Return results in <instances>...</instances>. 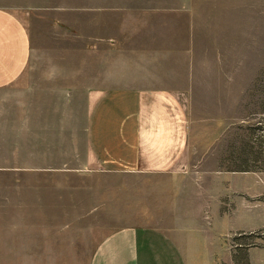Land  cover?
<instances>
[{"label": "rangeland", "instance_id": "obj_1", "mask_svg": "<svg viewBox=\"0 0 264 264\" xmlns=\"http://www.w3.org/2000/svg\"><path fill=\"white\" fill-rule=\"evenodd\" d=\"M0 1L24 21L34 47L24 85L2 93L13 94V115L24 124L16 125L14 169L0 171V264H90L108 235L141 225L164 228L189 264H264V0H194L188 187L182 203L171 190L161 204L152 188L164 180L88 167L82 156L90 62L86 30L70 22H85L86 0L36 9ZM40 87L48 128L41 139L33 124L26 130Z\"/></svg>", "mask_w": 264, "mask_h": 264}, {"label": "crops", "instance_id": "obj_2", "mask_svg": "<svg viewBox=\"0 0 264 264\" xmlns=\"http://www.w3.org/2000/svg\"><path fill=\"white\" fill-rule=\"evenodd\" d=\"M28 1L25 5L34 9L47 4L46 0ZM194 3V0H86L85 22L79 19L70 22L76 29L85 28L86 60L90 62L84 98L86 118L78 123V129L85 135L82 156L86 166L164 180L152 188L160 204L161 195L171 190L173 198L182 203L184 189L188 187L184 179L192 149L193 89L189 62L192 29L196 28L192 20ZM60 9L50 11L60 13ZM79 10L81 6L77 5L75 11ZM33 51L30 30L14 10L0 1V171L14 169L16 125L20 120L24 124V117L16 119L13 115V110L19 107L13 94L2 93L18 82L24 85L23 77ZM95 61L103 62L97 71L91 69V62ZM47 82L46 77L42 85ZM54 82V87H58ZM23 94L18 96L26 99L22 96L17 100L23 99L25 107L32 96L31 88ZM33 100L38 116L34 120L28 118L26 130L30 132L33 124L41 139L48 130L46 92L40 87L37 104ZM44 147L40 144L37 156L41 167L46 169ZM159 220L163 221V217ZM90 264L189 262L178 242L164 228L141 225L124 227L108 235L96 247Z\"/></svg>", "mask_w": 264, "mask_h": 264}]
</instances>
